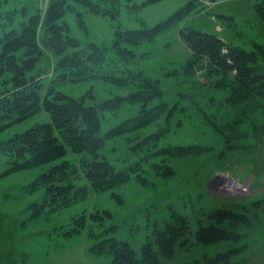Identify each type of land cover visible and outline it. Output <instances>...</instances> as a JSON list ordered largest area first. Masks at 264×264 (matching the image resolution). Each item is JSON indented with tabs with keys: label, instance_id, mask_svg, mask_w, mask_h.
<instances>
[{
	"label": "trees",
	"instance_id": "1",
	"mask_svg": "<svg viewBox=\"0 0 264 264\" xmlns=\"http://www.w3.org/2000/svg\"><path fill=\"white\" fill-rule=\"evenodd\" d=\"M131 1L49 0L45 12L40 7L26 6L21 11L0 16V137L40 113L50 118L0 140V154L5 158L0 179L26 171H40L30 186L20 191L28 197L39 194L26 211L30 219L43 217L47 208L58 212L78 207L90 190L99 194L111 192L122 202L117 188L133 179L149 185L151 176L171 178L177 174L171 164L173 158L205 150L195 144L160 148L159 143L170 129L159 127L145 136L141 134L159 119L157 108L167 107L161 101L165 91L160 81L139 66L135 48L178 27L206 4L223 0H187L181 9L151 27L127 30L116 25L115 39L110 47L89 38L85 11L99 14L115 24L124 6L137 10L163 0H148L134 6ZM255 8L264 20V0H255ZM72 18L87 35L85 39L73 34ZM219 19L234 21L223 15H217ZM179 36L192 53L184 66L186 76H193L198 68L206 65L208 85L227 92L223 100L226 104L235 106L247 102L257 110L254 114L264 118L263 45L256 44L249 51L233 45L218 33L191 26L182 28ZM110 65L113 68H109ZM96 82L131 89L128 94L102 100L94 88ZM90 83L92 88L80 96L63 89L67 84ZM155 102L160 103L154 105ZM126 104H139V113L104 130L107 113L114 116ZM250 119L251 134L241 130L244 122L239 126L236 122L216 126L229 144L226 150L236 151L238 142L249 136V144L243 148L252 152L251 148L257 150L264 145V123L256 124L252 116ZM118 140H125L126 144L136 141V144L126 155L118 156L114 153L117 147L113 145ZM242 201L235 199L210 211H201L195 242L203 245L231 242L232 247L190 264L246 262L242 259L233 263L236 255L249 248L244 240L249 233H240L238 229L257 226L255 217L264 210V198L248 205L240 203ZM72 213L66 218L70 228L64 234L73 236L88 229L90 238L97 241L90 251L98 256L110 255L112 264H160L162 258L174 257L178 246L185 248L191 242L190 220L176 210L162 226L155 225V240L143 245L141 257L129 242L118 237L122 230L120 225L115 222L106 225L108 219L114 218L109 210ZM2 217L0 212V220ZM4 227L7 225L0 222V239L6 240Z\"/></svg>",
	"mask_w": 264,
	"mask_h": 264
},
{
	"label": "rangeland",
	"instance_id": "2",
	"mask_svg": "<svg viewBox=\"0 0 264 264\" xmlns=\"http://www.w3.org/2000/svg\"><path fill=\"white\" fill-rule=\"evenodd\" d=\"M146 1L132 0L130 4L142 5ZM186 2L163 0L137 10L124 6L115 24L99 14L85 11L89 38L110 47L115 39L116 25L127 30L151 27L167 19ZM48 3L49 0H0V16L7 12L21 11L26 6L40 7L45 12ZM206 5L178 27L161 34L153 42H145L135 48L139 66L160 81L165 91L161 101L167 107L157 108L159 119L153 127L141 131V134L145 136L159 127L170 129L159 143L160 148L195 144L205 150L173 158L171 164L177 174L171 178L151 176L149 185L133 179L117 188L116 193L122 202L113 197L111 192L99 194L90 190L86 200L78 207L72 206L58 212L47 208L43 217L37 219H30L26 211L33 200L37 196L39 198V194L28 197L20 191L30 186L40 171H26L1 178L0 212L3 217L0 222L7 225L2 228L7 239H0V264H112L110 255L98 256L90 251L91 245L97 241L90 238L88 229L73 236L64 234L70 228V222L66 219L70 213L79 214L83 211L102 213L109 210L113 213L114 218L108 219L106 225L114 222L120 225L122 230L118 237L129 242L139 257L142 256L143 245L147 241L154 242L155 225L162 226L173 210L188 217L190 244L185 248L178 246L175 256L162 258L160 264H190L202 260L206 255L226 252L232 247L231 242L217 245L196 243L194 233L198 227L197 219L202 210L210 211L216 206L234 202L235 199H241L243 201L240 203L248 205L264 198V145L257 150L251 148L252 152L243 148L250 140L249 136L238 142L236 151L226 150L229 144L216 126L221 127L225 122H236L239 126L244 122L241 130L250 133V117L255 118L254 122L259 125L264 123V118L254 114L257 110L247 102L235 106L226 104L223 100L227 92L214 90L208 85L207 62H204L205 68H198L193 76H186L184 66L192 58V53L179 33L185 26H191L197 30L218 33L233 45L250 51L256 44L264 46V20L256 11L255 0H223ZM217 15L230 17L234 21L217 20ZM70 23L73 34L79 39H85L87 35L79 30L74 18ZM109 68H113V65ZM95 84L94 88H97L98 97L102 100L115 97L116 94H128L131 89H118L109 83ZM91 88L92 83L63 86L73 96H80ZM139 106L126 104L114 116L107 113V119L103 122L104 130L136 116ZM49 120L46 113H40L2 134L0 140ZM124 141L113 143L117 147L114 153L118 156L126 155L132 145L136 144V141L130 144ZM4 168L5 158L0 154V171ZM257 214L256 227L242 226L238 229L240 233H249L248 239H244L249 248L236 255L233 263L246 259L244 264H264V210Z\"/></svg>",
	"mask_w": 264,
	"mask_h": 264
},
{
	"label": "built area",
	"instance_id": "3",
	"mask_svg": "<svg viewBox=\"0 0 264 264\" xmlns=\"http://www.w3.org/2000/svg\"><path fill=\"white\" fill-rule=\"evenodd\" d=\"M235 187V186H234ZM235 188H238V187H235Z\"/></svg>",
	"mask_w": 264,
	"mask_h": 264
}]
</instances>
